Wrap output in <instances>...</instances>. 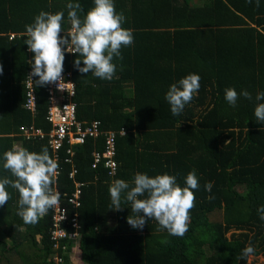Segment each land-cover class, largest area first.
<instances>
[{
	"label": "trees",
	"instance_id": "16d2710c",
	"mask_svg": "<svg viewBox=\"0 0 264 264\" xmlns=\"http://www.w3.org/2000/svg\"><path fill=\"white\" fill-rule=\"evenodd\" d=\"M69 2L81 5V17L94 6V0H0V179L12 178L2 167V155L17 141L37 153L47 147L52 157L46 138H26L19 130L31 123L50 128L46 85L35 84L37 77L35 113L23 106L28 61L34 55L24 43L25 25L41 10L63 11L65 31L60 35H66ZM114 4L126 17L122 26L134 35V43L121 49L123 60L114 59V78L82 75L74 68L77 54L66 52L63 64L76 83L77 118L99 119L102 129L126 131L115 141L114 174L90 166L91 152L102 148L103 136L76 146V179L84 182L77 216L82 264H249L248 257L240 258L249 242L254 254H264V221L258 213L264 205V122L254 115L255 96L264 92V0L259 8L254 0ZM188 74L200 76V88L184 111L173 116L165 94ZM226 88L247 90L253 100L240 96L233 108L225 100ZM59 164L58 187L70 191L71 165ZM193 170L200 187L193 190L195 207L184 237L158 231L155 220L143 230L132 228L127 223L130 205L123 201L122 210L110 208L108 189L115 179L130 183L138 172L167 173L183 187ZM209 182L212 187L206 191ZM7 191L11 199L0 206V264H57L55 253L67 263L73 240L62 238L54 248L51 210L36 225H25L17 215L18 192L11 187ZM216 212L221 215L210 218ZM64 226L75 230L70 223ZM164 238L170 244H161ZM13 254L19 261H12Z\"/></svg>",
	"mask_w": 264,
	"mask_h": 264
},
{
	"label": "clouds",
	"instance_id": "9594fccd",
	"mask_svg": "<svg viewBox=\"0 0 264 264\" xmlns=\"http://www.w3.org/2000/svg\"><path fill=\"white\" fill-rule=\"evenodd\" d=\"M254 2L259 8L260 0ZM247 3H253V0H247ZM66 7L67 19L71 24L66 35H60L65 31L63 11L52 13L41 10L32 23L25 25L24 43L28 51L34 54L28 61L31 65L30 77L38 78L35 80L37 85L56 83L59 89H65L62 73L67 52L77 54L74 68L82 75L91 73L96 78L112 80L117 70L114 59L123 60L121 49L134 43L132 30L122 26L126 20L124 13L116 11L114 0H94V6L82 17L80 13L84 10L79 3L69 2ZM2 72L3 67L0 65V73ZM199 88L198 74H188L170 85L165 99L173 116L184 111L185 105L191 103ZM240 96L253 100L252 94L247 90L238 93L234 88L225 89V100L233 108ZM255 101V119L264 122V102H260L264 101V92L257 93ZM2 167L12 178L6 176L0 179V206L11 199L7 187L16 190L19 194L17 215L25 225H36L59 203L60 193L53 189L59 165L50 156L47 147L37 153L13 146L3 153ZM199 187L195 170L187 174L183 187L177 183L175 175L164 173L149 176L138 172L130 183L115 179L110 184V208L122 210L123 201L130 205L127 223L132 228L143 230L149 220H155L158 231L166 230L169 236L184 237L189 230L190 212L195 207L193 190H198ZM211 187L210 182L205 184L206 191H210ZM258 213L264 221V205L258 209ZM161 244L167 245L170 241L164 238ZM77 249L80 250L79 245ZM254 252L255 248L249 242L240 258L250 257Z\"/></svg>",
	"mask_w": 264,
	"mask_h": 264
},
{
	"label": "built area",
	"instance_id": "2783aa9c",
	"mask_svg": "<svg viewBox=\"0 0 264 264\" xmlns=\"http://www.w3.org/2000/svg\"><path fill=\"white\" fill-rule=\"evenodd\" d=\"M31 70L26 74L24 80L26 91V101L24 107L29 109L32 114L36 111V95L33 89L34 77H30ZM63 86L65 89L61 90L57 87L56 83H49L46 85V92L48 97V106L45 114V120L50 124L49 130H44L41 127L35 126L33 123L20 125L19 130L26 138L47 139L49 148L52 151V157L58 162L59 171L61 164L59 162L70 163L71 169L68 172V178L73 180V189L61 190L56 186V181L53 189L60 193L59 203L51 209V239L55 241L54 248L59 247V240L62 238H71L74 247L79 245V233L77 229L78 224V207L81 204V193L83 181L76 179L77 168L74 163V155L76 146L81 145L87 138L93 140L103 136L102 148L94 149L91 152L92 161L91 168L102 166L108 169V173L114 174L118 166L116 160V138L118 135H124L125 129H102L101 121L99 119H92L90 121L80 120L77 118V103L74 100L76 94V83L71 77L70 71H63L62 73ZM64 151V155L60 152ZM67 223L74 227V231H68L64 226ZM75 242V243H74ZM66 245L62 246L65 249ZM72 248V247H71ZM72 251V250H71ZM70 251V252H71ZM57 264H72V260L63 263L62 257L55 253L54 257Z\"/></svg>",
	"mask_w": 264,
	"mask_h": 264
},
{
	"label": "rangeland",
	"instance_id": "374dc122",
	"mask_svg": "<svg viewBox=\"0 0 264 264\" xmlns=\"http://www.w3.org/2000/svg\"><path fill=\"white\" fill-rule=\"evenodd\" d=\"M221 214L219 212L209 214L210 218H218ZM113 223V220H110ZM79 237V236H78ZM261 240L259 238L258 243H260ZM75 243V242H74ZM71 252L68 253L69 260H72V264H82L81 256H80V250H78L76 247H74V244L72 245ZM207 252L208 249L206 248ZM12 261H19V258L17 255H12ZM247 263H255V264H264V254L260 252L259 254H252L250 257L247 258Z\"/></svg>",
	"mask_w": 264,
	"mask_h": 264
},
{
	"label": "crops",
	"instance_id": "0c3cea01",
	"mask_svg": "<svg viewBox=\"0 0 264 264\" xmlns=\"http://www.w3.org/2000/svg\"><path fill=\"white\" fill-rule=\"evenodd\" d=\"M20 144H21V142H20V141H17V142L15 143V146L20 147Z\"/></svg>",
	"mask_w": 264,
	"mask_h": 264
}]
</instances>
